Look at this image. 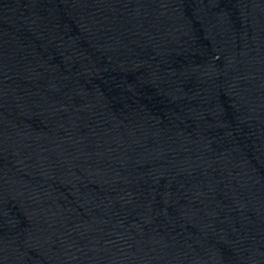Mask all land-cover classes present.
Returning a JSON list of instances; mask_svg holds the SVG:
<instances>
[{
    "label": "water",
    "instance_id": "water-1",
    "mask_svg": "<svg viewBox=\"0 0 264 264\" xmlns=\"http://www.w3.org/2000/svg\"><path fill=\"white\" fill-rule=\"evenodd\" d=\"M0 264H264V0H0Z\"/></svg>",
    "mask_w": 264,
    "mask_h": 264
}]
</instances>
